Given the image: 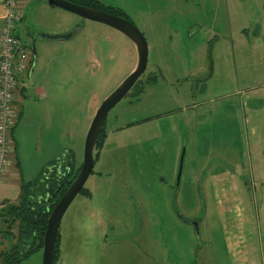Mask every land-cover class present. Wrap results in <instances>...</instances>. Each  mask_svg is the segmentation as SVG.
Here are the masks:
<instances>
[{
  "label": "rangeland",
  "instance_id": "374dc122",
  "mask_svg": "<svg viewBox=\"0 0 264 264\" xmlns=\"http://www.w3.org/2000/svg\"><path fill=\"white\" fill-rule=\"evenodd\" d=\"M99 1L143 33L147 65L107 113L86 190L61 218L55 264H264V0ZM23 11L20 39L45 61L24 78L44 77L41 109L60 129V153L81 165L92 118L136 65V47L46 0ZM75 28L62 42L37 35ZM43 151L51 157L52 144ZM21 154L30 179L49 160L33 141ZM10 207L0 211L5 235L15 230ZM42 257L40 249L15 264Z\"/></svg>",
  "mask_w": 264,
  "mask_h": 264
},
{
  "label": "water",
  "instance_id": "95a60500",
  "mask_svg": "<svg viewBox=\"0 0 264 264\" xmlns=\"http://www.w3.org/2000/svg\"><path fill=\"white\" fill-rule=\"evenodd\" d=\"M49 4L56 7L64 9L66 11L75 13L82 18L101 22L107 24L127 36L135 45L137 50L136 65L131 70V72L122 80V82L109 94L107 95L101 104L98 106L90 126L87 130L85 140H84V150H83V161L82 165L76 175L75 179L67 187L63 195L60 197L58 202L55 204L51 213L48 216L45 234L43 236V257L41 264H54V253H55V242L56 235L59 228L61 218L66 211L69 204L75 198V196L80 192L81 188L84 186L89 174L91 173L94 163H95V147L98 135L100 133L103 120L109 111L116 103L119 101L127 90L131 87L134 81L139 77L141 72L144 70L147 61V42L143 33L133 24L124 18H119L106 13L101 10L86 7L80 4L73 3L68 0H46ZM79 28L70 29L65 32L60 33H38L40 40L50 42L57 41L61 42L66 39L73 37ZM32 58L33 63L36 58L35 47L32 46ZM33 68V66H32ZM183 148L181 151L179 159V168L177 172V182L179 181L183 158H184Z\"/></svg>",
  "mask_w": 264,
  "mask_h": 264
},
{
  "label": "flooded vegetation",
  "instance_id": "af4514ba",
  "mask_svg": "<svg viewBox=\"0 0 264 264\" xmlns=\"http://www.w3.org/2000/svg\"><path fill=\"white\" fill-rule=\"evenodd\" d=\"M68 1H70V0H68ZM71 2H73V1H71ZM73 3H76V2H73ZM76 4H80V5L86 6L85 3H83V2L82 3H76ZM49 5L53 6V7H56V6L52 5V4H49ZM101 5L102 6L98 5V7H90V6H86V7L94 8V9H97V10H101V11L109 13V14H111L113 16H116V17H119V18H123L122 15H120V13H121L120 9L114 8L112 6H106V5L102 4V3H101ZM124 19H126V18H124ZM23 21H25V16L22 19V22ZM128 21H130V20H128ZM78 31H79V29L77 30V32ZM33 42L35 43V39L34 38H32V43ZM31 56H32V51L30 49V57ZM147 58H148V52H147ZM146 65H147V61H146ZM32 66H33V58L31 60V62L29 63L28 70L25 73L26 75H28L29 71L32 70ZM134 66H133V68H134ZM145 68H146V66H145ZM145 68H144V70H145ZM144 70L141 72V74L144 72ZM138 78L134 81V83L127 90V92L124 94V96L128 93V91L137 82ZM20 85H21V82H20ZM18 89H19V87H18ZM138 92H140V91H138ZM119 101H117V103ZM15 114H16V112H15ZM106 116H107V114H106ZM106 116H105V118H106ZM16 118H17V116L15 117V123H16ZM105 118L103 120V124H102L103 126H104ZM100 132H101V130H100ZM97 140H98V138H97ZM97 142H96V145H97ZM59 144L64 145V142H60L59 141ZM14 148H15V146H14ZM54 153L55 154L52 157L48 158L49 160H48L47 163H44V164H42L39 167V171L40 172L34 179H31L30 181H28L26 183H23L24 185H26L25 188H24L25 196H26V199H27V200L24 201L25 211H26L27 208L30 209V210H34L35 208H38L39 210H41L39 208L41 206L42 207V211H44V209H45L44 213L45 212H49V211L51 213V211L54 208L55 204L58 202L60 197L65 192L63 190L61 192H60V190H58L59 196H56L52 192L51 189L53 187L54 188L55 187L59 188L63 183H66L67 181H69V179L72 182L75 179L76 175L78 174V171H79L82 163H81V165L76 166L74 161H73V158H71L67 153H65V154H62L63 152L60 153L59 146H58V151L57 152L55 151ZM99 154H100V151H99ZM179 159H180V157H179ZM96 160L97 159L95 158V162H96ZM182 167H183V165H182ZM178 168H179V163H178ZM91 172H93V169H92ZM177 172H178V169H177ZM180 177H181V174H180ZM179 181H180V178H179ZM179 181L177 182V173H176V179H175L176 186L179 184ZM69 185H70V183H69ZM21 188H22V186H21ZM82 188H81L80 192L82 191ZM21 191H22V189H21ZM52 204L54 206H52ZM20 210H21L22 214H25V211L23 209H20ZM49 214H48V216H49ZM48 216H47V220H48ZM47 220H46V225H47ZM14 225H15V230L13 232V236H12V234L10 235L8 233H6V235H5L4 229L0 230V232H1V234H0V259H1V262L0 263L1 264H15V263H18L21 260H23L25 258H28V256H30L32 253H34L36 251H39L40 249H43V242H42V244L40 243V236L33 229V227L28 223V221H24L23 222L21 220L20 221L19 220H15ZM57 233H58V231H57ZM44 234H45V231H44ZM44 234H43V236H44ZM56 237H57V235H56ZM42 241H43V239H42ZM2 242H4V243L5 242H9L8 245H7L8 246L7 250H5L4 247L2 246ZM55 246H56V242H55ZM59 250H61V249L59 248ZM55 254H56V251L54 253V264L56 263Z\"/></svg>",
  "mask_w": 264,
  "mask_h": 264
},
{
  "label": "crops",
  "instance_id": "0c3cea01",
  "mask_svg": "<svg viewBox=\"0 0 264 264\" xmlns=\"http://www.w3.org/2000/svg\"><path fill=\"white\" fill-rule=\"evenodd\" d=\"M27 3L28 1H26L23 8ZM4 13H5V8L0 2V25ZM24 22L25 21H23V23ZM21 23L22 22L17 23L15 29V35L19 38L20 36L18 33V29ZM28 33H30V31H28ZM37 62L38 64H42L45 61H43L42 58H40L39 55H37L33 63V67L37 64ZM24 75L26 74L23 73L20 77H18V79L20 78L19 85L20 82L23 84L21 88L19 86V89L15 92V112L17 114L16 115L17 118H16V123L11 129V137L13 138L12 144L15 146L14 153L17 151L20 162H18V164H15L16 167H13L11 166V161H10L8 170L5 172L2 179L0 180V211L4 210V208H6L8 205L12 206L13 204L14 205L17 204L18 201L20 200L22 184L31 180L30 178H28L27 175L23 176V172H20L19 170L20 167L21 170H23V160H22L23 156L21 154V146L25 144L27 141H33L35 143V149L38 151L39 154L42 153V155H45L47 157L46 159L50 158V156H48L47 152L43 151V143L52 144L54 149V151H52V156L55 154L54 153L55 151L56 152L58 151V146H59L60 129H57L56 126L55 125L53 126L52 123L50 122V112L48 110L44 112L41 109L42 100L46 96V92L44 90L45 89L44 85H46L44 82L45 79L42 76L40 78L39 83L33 84L32 82L28 84L26 78H24ZM23 102L25 103V105L29 106L31 118H28V120L31 119L33 127H30L27 121L23 119V111H24ZM61 132H64V129H61ZM14 153L11 155V159ZM1 213H0V222L2 221L6 226L8 217L6 218L5 216H2L1 218ZM9 216L10 218L12 217L11 214H9ZM5 226H2L1 224L0 230L2 229L5 230V228H3ZM13 232L14 230L8 234L10 235L12 234L13 236ZM8 243L9 242H5V243L2 242V246L4 247L5 250L8 249L7 246Z\"/></svg>",
  "mask_w": 264,
  "mask_h": 264
},
{
  "label": "built area",
  "instance_id": "2783aa9c",
  "mask_svg": "<svg viewBox=\"0 0 264 264\" xmlns=\"http://www.w3.org/2000/svg\"><path fill=\"white\" fill-rule=\"evenodd\" d=\"M26 1L0 0L5 8L0 25V180L9 168V157L13 151L9 130L15 123L18 77L26 73L30 63V49L15 35L17 23L24 17Z\"/></svg>",
  "mask_w": 264,
  "mask_h": 264
},
{
  "label": "trees",
  "instance_id": "16d2710c",
  "mask_svg": "<svg viewBox=\"0 0 264 264\" xmlns=\"http://www.w3.org/2000/svg\"><path fill=\"white\" fill-rule=\"evenodd\" d=\"M70 1H73L76 3H82L83 2V3H85L86 6H90V7H98V5L102 6L99 0H70ZM13 126H14V124L10 127V130H9V135H10V138L12 141H13V138L11 137V129ZM105 136H106L105 127L102 125L101 132H100V134L98 136V140H97L98 142H97V145L95 147V158L96 159L98 158L99 151L103 146ZM14 149L15 148L13 146V151L10 154V161H11V155L14 153ZM16 164H18V162ZM69 183H71L70 179L66 183H63L64 185L62 184L59 188L53 187L51 190L56 196H59L58 190H60V192L62 190L65 191V189L68 187ZM25 186L26 185H24V184L22 185V191H21L19 204L11 206L9 213L11 214V216L13 218L12 219L14 221L13 224L15 223V220H19V221L21 220L23 222L28 221V223L33 227V229L40 236V243L42 244L43 234H44V231L46 229V220H47V216L50 213V211L44 213L45 209H44V211H42L41 206L39 207L41 210H39L38 208H35L34 210H30L27 208L25 211L24 201L27 200L26 196H25V191H24ZM85 190L86 189L83 187L82 191H85ZM52 206H54V205L52 204ZM20 209H23L25 211V214H22ZM12 220H11V222H12ZM58 240H59V231H58L57 237H56V246H55V248H56L55 249V251H56L55 257L56 258H55V260H57V257L59 255L58 253L60 252L59 248H57Z\"/></svg>",
  "mask_w": 264,
  "mask_h": 264
}]
</instances>
